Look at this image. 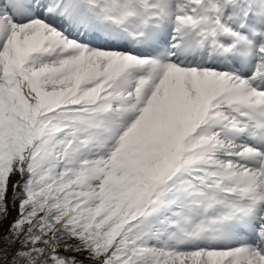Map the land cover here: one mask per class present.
I'll use <instances>...</instances> for the list:
<instances>
[{"label": "snow or ice", "instance_id": "snow-or-ice-1", "mask_svg": "<svg viewBox=\"0 0 264 264\" xmlns=\"http://www.w3.org/2000/svg\"><path fill=\"white\" fill-rule=\"evenodd\" d=\"M0 264H264V0H0Z\"/></svg>", "mask_w": 264, "mask_h": 264}]
</instances>
